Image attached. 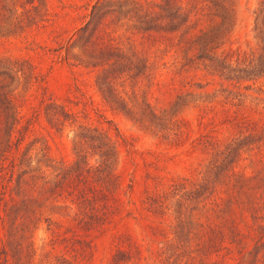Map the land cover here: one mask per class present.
Masks as SVG:
<instances>
[{"label": "trees", "instance_id": "trees-1", "mask_svg": "<svg viewBox=\"0 0 264 264\" xmlns=\"http://www.w3.org/2000/svg\"><path fill=\"white\" fill-rule=\"evenodd\" d=\"M48 12L45 0H0V31L42 27ZM86 16L69 45L80 47L78 63L95 70L104 101L143 123L161 141L201 156L199 168L192 170L199 175L197 180L172 178L144 190L141 212L154 221L145 227L158 245L155 253L162 264L171 257L173 264H229L221 250L238 248L249 230L255 233L252 247L237 264H264V112L253 116L240 96L222 86L225 82L261 90L264 85V0H257L253 10L255 45L248 52L218 51L232 25L230 0H92ZM118 21L129 29L125 42L116 33ZM155 50L180 55V81L190 86H206L212 82L206 77L219 79V91L200 99L195 135L190 121L175 113L178 97L166 112L150 103L155 98L153 85L158 94H165L175 79L171 76L170 82L157 85V67L165 61L154 58ZM201 78L205 79L201 83L195 80ZM41 81L27 58L0 57V264L88 261L87 234L110 225L123 206L114 170L116 141L107 128L78 122V110L51 96L39 99L48 129L60 136L66 127L73 128L72 158L61 160L51 177L44 172L51 162L46 137L34 135L23 145L39 110L26 114L16 88L35 82L41 86ZM219 125L229 128L230 134L216 136ZM244 152L251 164L258 165L254 172L237 168ZM238 218L248 221L246 231ZM164 221L173 226L175 237L186 228V242L190 232L198 239L195 252L183 262L182 254L167 246V229L160 224ZM42 222L47 236L37 250L33 232ZM115 239L108 264H140L139 244L126 232Z\"/></svg>", "mask_w": 264, "mask_h": 264}, {"label": "rangeland", "instance_id": "rangeland-1", "mask_svg": "<svg viewBox=\"0 0 264 264\" xmlns=\"http://www.w3.org/2000/svg\"><path fill=\"white\" fill-rule=\"evenodd\" d=\"M91 1L45 0L49 17L44 22V26L15 33L0 31V57L5 55L25 57L32 62L37 73L42 76L41 86L43 89L36 82L30 87L24 88L19 84L16 88V95L21 98L22 110L26 114L34 108L39 110V117L31 126L23 145L27 144L34 135L40 134L46 137L49 144L48 153L51 158L50 165L45 167L46 177L53 175L61 160L69 161L72 158L73 128L66 127L60 136L48 129L41 116L43 105V103L41 105L39 103L41 97L46 100L47 96H51L52 99L64 103L72 110H78V122L107 128L117 144L114 170L120 181V194L124 198L123 206L110 225L99 231L92 230L87 234L86 238L89 239L91 245V255L88 261L80 260L77 264H108L114 250L115 235L120 232L128 233L139 244L142 252L140 264H162V257L155 253L158 245L145 227L146 224L154 221L141 212V199L144 190L159 187L160 182H166L167 179L172 178L188 177L197 180L199 175L194 174L192 170L199 168V164L202 162L201 156L195 153L189 154L185 146L176 147L161 141L149 128H145L143 123L131 119L104 101L95 83V70L78 63L81 54L80 47L76 44L69 45L78 26L87 19L86 13ZM230 1L233 15L232 25L218 51L239 49L248 52L255 45L252 27L253 10L257 5V0ZM117 23L116 33L122 42H125V36L129 29L125 24L119 25L120 21ZM60 44L62 47H59ZM129 50H126L127 54H130ZM66 52L70 58H65ZM152 54L155 55L154 58L158 62L165 61L163 67H157L158 73L155 76L158 79L157 85L170 82L171 76H175V79L170 85L169 92L165 94H158L157 86L153 85L155 98H150V103L159 110L165 109L166 112L169 104L178 97L175 113L190 121L193 135H195L200 99L205 97L204 93L210 95L213 91L216 93L219 91L218 89L221 88L219 79L213 78L212 80L210 77H204L212 82L202 88L190 86L189 83L180 81L182 78L180 75L183 74L182 68L179 66L181 59L179 54L163 50H155ZM205 79L195 80H199L201 83ZM144 82L145 80L142 78L141 83ZM224 85H226L225 89H230L232 93L240 96L245 107L253 116H256V111L264 112V85L261 86V90L251 87L252 85L243 88L242 85L236 87L223 82L222 86ZM141 86L144 90L146 89L143 84ZM43 91L44 95H42ZM186 91L190 94L186 95ZM126 99L129 101L128 98ZM81 109L85 115L81 111L79 112ZM113 127L118 130L121 136L129 139L130 144L122 141L115 134ZM214 132L219 138L230 134L229 128L221 125ZM257 167V164L250 163L247 152L243 153V158L237 164L239 170L248 173L254 172ZM238 220L241 226L244 225L243 229L246 231L245 225L248 221L243 218H238ZM165 221L160 224L167 229V246L176 248V251L182 254L181 262H183L189 254L195 252L196 245L194 243L198 239L190 232L189 235H192L190 238L193 241L191 242L189 238V241L186 242L188 239L186 228L182 231L183 233L175 237L172 231L173 226L170 228ZM178 232L176 231V233ZM245 233L238 243V248H232L230 251L225 248L221 250L227 263L237 264L240 259L244 260L247 257L255 233L252 230ZM46 236L45 224L42 222L33 232V242L37 250L43 246ZM2 238L3 229L0 226V240ZM169 251L170 249L166 253L168 254ZM171 258L164 264H173Z\"/></svg>", "mask_w": 264, "mask_h": 264}]
</instances>
